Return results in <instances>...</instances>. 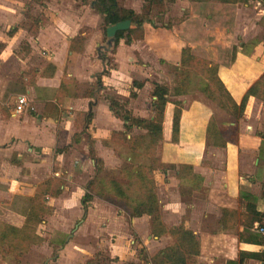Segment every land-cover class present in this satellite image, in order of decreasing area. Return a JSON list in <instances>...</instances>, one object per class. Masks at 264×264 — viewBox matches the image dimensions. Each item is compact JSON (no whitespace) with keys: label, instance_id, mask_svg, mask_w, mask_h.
<instances>
[{"label":"crops","instance_id":"obj_1","mask_svg":"<svg viewBox=\"0 0 264 264\" xmlns=\"http://www.w3.org/2000/svg\"><path fill=\"white\" fill-rule=\"evenodd\" d=\"M58 1L45 0L39 5L42 15L31 20L27 12L33 0H28L29 4L25 0H0V59L16 57L21 52L22 59H26L37 44H56L54 60L48 58L41 67L29 70L28 75H18L14 82L6 80L0 84V221L21 227L37 187L49 179H57L62 183L61 193L56 198H46L48 212L36 229L37 234L47 240L45 249L51 251V246H58L57 254L46 259L44 264H97L93 260L102 257L106 264L136 262L134 255L142 247L152 254L173 245L174 241L168 234L153 237L151 219L147 216L129 218L124 210L96 198L85 212L81 206L85 187L93 178L89 172L95 168L88 158L89 153L86 157V139L92 144L95 158L110 170L113 164L109 166V161L116 156L104 140L109 138L111 131L122 128L116 127L121 122L108 110L105 97L101 101L93 92L77 95L72 76L64 75L62 58L65 57L66 65L69 63L72 68L80 56L70 53L69 47L70 40L79 33L82 23L79 11L83 6L77 9L74 0H68L66 6ZM180 3L190 7L191 2L177 0L175 4ZM234 8L233 25L221 28L222 40H219L222 48L232 47L230 51L234 52L229 53V63L217 66L216 77L239 106L249 86L264 73V6L257 1L236 4ZM90 10L93 11L92 5ZM250 30H255L257 36L253 33L255 38L249 46ZM152 33L155 36L145 35L142 48L153 51L156 57L173 64L179 71L184 48L180 46L179 34L175 29L172 35L166 29H159L157 37L156 31ZM121 42L127 48L123 40ZM165 42L172 44L167 46ZM189 47L192 46L189 44ZM96 63L101 68L100 62ZM116 63L121 61L117 59ZM46 64H51L54 72L43 77L40 73ZM116 73L119 74L113 71L109 75L115 77ZM166 73L164 68L141 70L140 89L149 81L162 85L159 78ZM109 75H102L103 85L109 82L110 87L119 89ZM123 79L121 76L120 80ZM63 83L66 92L61 97L59 87ZM204 83L205 97L194 99L174 93L167 97L162 138L155 153L166 168L164 172H153L154 189L163 226L166 229L183 226L196 236L197 264H226L237 261L241 253L264 251V246L244 243L238 238L243 231L240 221L245 213L243 194H249L257 211L264 213V160L258 157L260 149L264 152V106L249 97L242 113L236 117L220 93L213 88L207 89V80ZM20 95L28 98L32 112H15V98ZM152 100L154 98L150 97V102ZM150 102L144 105L148 108L146 114L134 117L151 119ZM176 111L179 117L174 130ZM84 115H87L86 125L80 126ZM213 136L218 143L224 144L223 147L213 143ZM180 166L191 167L199 179L179 178ZM223 210L234 212L225 227L220 222ZM257 227L255 222L249 233L257 234ZM7 260L8 256L0 251V263ZM243 264L264 262L245 259Z\"/></svg>","mask_w":264,"mask_h":264},{"label":"trees","instance_id":"obj_2","mask_svg":"<svg viewBox=\"0 0 264 264\" xmlns=\"http://www.w3.org/2000/svg\"><path fill=\"white\" fill-rule=\"evenodd\" d=\"M188 1L193 4L202 3L201 0ZM250 1H258L264 6V0H218V4L205 6V9H218L225 16L223 23H221V28H231L234 22V9L231 7L238 3L246 5ZM119 2L120 0H90L89 4L92 5V9L96 13L102 16L105 29L119 22L130 21L129 29L127 31L117 32L113 42L114 46H116L119 41L123 40L124 44L129 46L143 38V24L150 21L137 15L133 10L122 8ZM170 2H174V0H170ZM206 20L213 22L211 13L206 15ZM82 38L79 33L70 41V53H78L80 51ZM198 68H202L203 74L209 79L207 89L210 90V88H213L215 91H218L229 104V109L236 117L242 113L249 97L257 99L264 106V73L249 86L240 105L236 106L228 93L223 90L222 84L216 77L217 66L197 58L189 47L181 50L179 63L181 86L176 90V95H181L186 92L182 87L187 85V80L190 75L189 71ZM53 72L54 67L51 64H46L40 75L43 77L51 76ZM97 83L100 84V82ZM135 85L138 89L142 86L140 83H135ZM65 92L66 85L63 83L59 87L60 96H65ZM131 96L134 97V94ZM150 96L154 98L150 102L151 119L134 117L116 97H106L108 110L115 119L122 123L124 133L128 134L133 129H136L143 131V134L137 137L130 136L125 140L129 149L127 166L121 167L117 174L109 173L103 177L100 176L102 163L95 158L91 151L89 152V158L94 163L96 173L85 187L84 195L81 198V206L85 212L93 198L105 202H111L113 200L121 201L129 218L133 219L147 216L151 219V234L153 237L160 238L168 234L172 238L174 244L159 251L152 258L141 249L139 252L140 264H197L196 257L199 255V246L195 242L196 236L193 232L185 229L183 226L166 229L160 220L158 200L154 189L153 172H164L166 168L155 157V151L158 142L162 138L163 112L167 104L169 91L165 86L155 83L152 86ZM235 111L239 113L237 114ZM88 117H91L90 113ZM178 117L179 112L176 111L173 116L174 130L177 126ZM138 141H142L141 154L137 153ZM213 143L215 145H221L222 147L224 145L223 143H218L215 136H213ZM258 157L264 160V152L261 149L259 150ZM178 176L179 178L184 176L194 180L199 179L198 176L192 173L191 167L189 166H180ZM61 185L62 183L59 180L49 179L37 187L36 193L31 201L29 212L21 227H14L0 221L1 252L7 255L15 254L19 256L26 253L30 247L42 241L36 229L44 221L48 211L46 198L58 197L61 193ZM241 197L245 201V213L240 216L243 231L239 234L238 238L244 243L264 246V233L262 235L249 233V229H253L255 222L258 223V227H262L264 230L262 226L264 213L257 211L255 203L249 198V194H243ZM231 215L234 216V212L222 211L220 222L223 227H225V223L229 221ZM245 259L264 262V251L261 253H241L237 261H227L226 264H243ZM96 262L100 264L98 259ZM87 264L93 263L88 262Z\"/></svg>","mask_w":264,"mask_h":264},{"label":"rangeland","instance_id":"obj_3","mask_svg":"<svg viewBox=\"0 0 264 264\" xmlns=\"http://www.w3.org/2000/svg\"><path fill=\"white\" fill-rule=\"evenodd\" d=\"M44 1L45 0H33L34 3L31 2L32 4H29L28 0H25V2L29 4L27 15L30 14L29 18L31 20L39 19V17L42 15V11L39 8V5L44 4ZM67 1L68 0H60L57 3L66 6L69 4H67ZM70 1L72 2L73 0ZM176 1L177 0H174V2H170V0H120L119 5L122 8L131 9L137 15L142 16L143 18H146L151 22H145L143 24V38L134 42V44L127 46L126 48L121 41H119L116 46H114L112 42L108 47V38L104 33L105 28L103 25L102 16L96 13L94 10H90V0H74L77 9L83 6V8L79 11V18L82 21L79 28V33L83 37L82 44L80 46L81 49L78 52L80 56H78L72 68L68 65L69 63L66 65V59L65 57H63L62 68L64 75L70 74L72 76L74 83V85H72L77 95H90L93 92L95 98H98L101 101H103L107 96H114L124 105L127 110L130 111L132 116L140 115L145 113V109L146 111H148V108L144 105H148L150 102L151 88L154 84V81H149V84L144 89H138L135 83L137 84L141 82L142 75L140 74V71L143 69L157 71L158 69L160 70V68H164L167 71L166 75L161 77V79L159 78L160 83L162 85H165L168 89L169 97H171L173 93L175 94L176 90L181 86V77L179 75V71L175 69V66H173V64L165 62L163 58L156 57L153 51H146L144 50V48H142V43L146 39L145 35L146 37L147 35H152V30L156 31L157 37L159 29H166L167 33H171V35L172 29H175L176 33L180 36L179 41L182 43L180 44V46H183L185 48L187 46L189 47L190 44L192 47L189 48L191 52L197 56V58L210 62L211 64L216 66H219L221 63H229V61L231 60L229 53L231 52L230 50H232V47H230L231 49H224L222 48V45L219 44V40H222L220 36L221 23H223L225 16L224 14H221L216 8H214L213 10L205 9V6L218 4V0H201L202 3L200 4L190 3V7L182 5L181 3L175 4ZM252 2L254 3L257 1H250L248 2V4ZM33 4H35L36 7H34ZM235 5L231 7L232 9H234L233 20L235 15ZM209 13L212 14L213 22H209L208 20H206V15ZM145 29L147 32L145 31ZM253 33L256 35L255 30L248 31V35L250 36L248 39L249 46L251 45L250 42L255 38V35H253ZM82 34H84V36ZM168 37L169 35H167L165 39H168ZM237 39L239 41V38ZM155 44H157V42H155ZM165 44L168 46L171 45L172 42H165ZM55 45L56 44L54 43H45L43 44V46L41 44H37L36 49L30 52V56L26 59H22L21 53L23 52L19 53L16 57H13L11 55L5 60H3V58L0 59V84L2 82H5L6 80H11L14 82L18 75H21L20 77H22V74L28 75L27 72L29 70L41 67L43 65V62H45V60H48V58L54 60L53 55ZM22 46L23 45L20 46L21 49H23ZM146 52H148L150 55H148ZM160 52L161 50H159V53ZM233 52L231 53L233 54ZM155 54L158 56L156 52ZM58 56L59 55H57V57ZM117 59L121 61L120 64L116 63ZM97 61L100 62L101 68L97 67ZM143 64H145V66H143ZM99 70L101 72L97 74ZM113 71L118 72L119 74L116 73L115 77H111L109 74H111V72ZM102 72L105 73L106 76L109 75L110 81H112V83L113 81H115L113 84H115V87H119V89L110 87L108 85L109 82L107 81V85H103ZM127 72H130L128 77ZM189 74L190 75L187 80V85L182 87L186 92L182 93V95H186L194 99L205 97L206 91L203 90V84H205V80H207L208 82L209 79L206 75L203 74L202 68L190 70ZM90 75L93 76L92 79H90ZM121 76H124L123 80H120ZM97 82H100L99 86ZM127 86H129L130 88H127ZM107 87L110 89L108 90ZM99 92H101L102 94L98 95ZM132 94H134V97L131 96ZM102 97L105 98L102 99ZM137 98L138 100H136ZM6 106L3 107L5 110L8 109V107ZM32 111L33 107L30 105V108L26 112L28 113ZM85 118H87V115H84V120L80 122V126L86 125ZM117 124V128H122V126L120 125L122 123ZM122 130L118 131L117 129H115L111 131L109 134V138H106V140H104L106 147L114 152L116 157L115 159L109 161V166L113 164L111 166L113 168H111L110 170L103 167V165L101 166L102 171L100 176L102 177L108 175L109 173L117 174L120 171L121 167L127 166V156L129 155V149L128 145L125 143V140H127L130 136L137 137L143 134V131L136 129H133L128 134H125L124 130ZM86 144H88L86 153L87 157L88 153L90 151L93 153L94 150L89 139H86ZM141 147L142 141H138L137 153L139 154L142 153ZM89 173H91V175H95L96 169L94 168V170L90 171ZM109 203H112L111 205L117 207L118 209L124 210L127 214L121 201L113 200ZM88 206H90V204H88ZM50 213L51 212H49V214ZM257 234L259 233L257 232ZM131 238L135 239L134 237ZM41 240L42 241L39 244L30 247V249L26 253H23L19 256L15 254H6L8 256V260L3 264H44V261L46 259L53 258L57 254L58 246H51L52 250L48 251L47 247L45 249V241L47 240L43 238H41ZM62 243L64 242L62 241L61 244ZM141 249L144 250L150 258H152L154 254L156 255V253H158L153 252L152 254H150V252H148L144 247H142ZM141 249H139V251L137 250V255H134V259L136 262L122 261V264H139V252ZM96 259H98V262L100 264H106L103 257L102 259L95 258V260ZM106 259L109 260L108 258Z\"/></svg>","mask_w":264,"mask_h":264},{"label":"water","instance_id":"obj_4","mask_svg":"<svg viewBox=\"0 0 264 264\" xmlns=\"http://www.w3.org/2000/svg\"><path fill=\"white\" fill-rule=\"evenodd\" d=\"M130 27V21L126 20L123 22L116 23L115 25L108 26L105 29V36L108 38V47L114 42V37L119 31H127Z\"/></svg>","mask_w":264,"mask_h":264},{"label":"built area","instance_id":"obj_5","mask_svg":"<svg viewBox=\"0 0 264 264\" xmlns=\"http://www.w3.org/2000/svg\"><path fill=\"white\" fill-rule=\"evenodd\" d=\"M29 108H30V102L26 96L20 95L15 98L14 110L16 113L25 112ZM257 232L262 235L264 233V230L262 227H257Z\"/></svg>","mask_w":264,"mask_h":264}]
</instances>
